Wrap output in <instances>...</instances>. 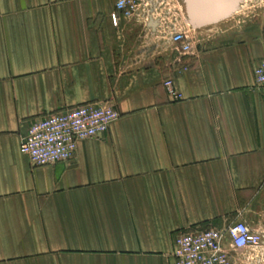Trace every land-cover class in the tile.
Returning <instances> with one entry per match:
<instances>
[{"label": "crops", "instance_id": "0c3cea01", "mask_svg": "<svg viewBox=\"0 0 264 264\" xmlns=\"http://www.w3.org/2000/svg\"><path fill=\"white\" fill-rule=\"evenodd\" d=\"M114 3L0 0V264H170L177 232L264 223L263 16L187 56ZM104 103L120 117L71 160L20 153L34 123Z\"/></svg>", "mask_w": 264, "mask_h": 264}, {"label": "built area", "instance_id": "2783aa9c", "mask_svg": "<svg viewBox=\"0 0 264 264\" xmlns=\"http://www.w3.org/2000/svg\"><path fill=\"white\" fill-rule=\"evenodd\" d=\"M167 0H115L110 20L152 26L165 24L167 13L161 7ZM195 32V30H192ZM169 41L180 55H191L197 32L190 34L177 23L169 25ZM255 89L264 98V59L254 71ZM168 94L175 100L181 96L174 91L171 80L164 82ZM120 114L111 103L82 105L51 114L34 123L22 141L19 151L37 166L54 165L73 158L77 144L106 134ZM262 242L259 229L242 221L223 229L205 228L177 232L173 238L170 264H240L239 256L254 250Z\"/></svg>", "mask_w": 264, "mask_h": 264}, {"label": "rangeland", "instance_id": "374dc122", "mask_svg": "<svg viewBox=\"0 0 264 264\" xmlns=\"http://www.w3.org/2000/svg\"><path fill=\"white\" fill-rule=\"evenodd\" d=\"M186 4H188V0H167L161 7V11L167 13L166 23L168 25L177 23L185 30H189L191 35L197 32L199 38L229 27L237 28L244 20L249 18L257 16H263L264 18V0H237L233 4L231 12L223 19L195 30L187 16ZM192 30H195V32ZM259 230L262 234V242L254 252H247L243 256H239L240 264H243L244 261V264H264V223Z\"/></svg>", "mask_w": 264, "mask_h": 264}, {"label": "water", "instance_id": "95a60500", "mask_svg": "<svg viewBox=\"0 0 264 264\" xmlns=\"http://www.w3.org/2000/svg\"><path fill=\"white\" fill-rule=\"evenodd\" d=\"M237 0H188L186 11L193 29L217 22L227 16Z\"/></svg>", "mask_w": 264, "mask_h": 264}, {"label": "flooded vegetation", "instance_id": "af4514ba", "mask_svg": "<svg viewBox=\"0 0 264 264\" xmlns=\"http://www.w3.org/2000/svg\"><path fill=\"white\" fill-rule=\"evenodd\" d=\"M245 262V261H244ZM244 262H243V264H244Z\"/></svg>", "mask_w": 264, "mask_h": 264}]
</instances>
